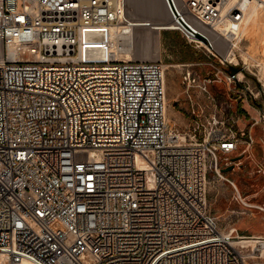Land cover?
Wrapping results in <instances>:
<instances>
[{"label": "built area", "instance_id": "built-area-1", "mask_svg": "<svg viewBox=\"0 0 264 264\" xmlns=\"http://www.w3.org/2000/svg\"><path fill=\"white\" fill-rule=\"evenodd\" d=\"M162 1L160 31L240 64L219 42H242L251 0ZM128 10L127 0H0V264H264V235L223 228L208 197L217 181L235 186L222 169L252 146L264 114L239 126L192 108L171 127L163 60L127 57L138 26ZM214 75L205 82L223 76L253 108L239 72Z\"/></svg>", "mask_w": 264, "mask_h": 264}, {"label": "rangeland", "instance_id": "rangeland-1", "mask_svg": "<svg viewBox=\"0 0 264 264\" xmlns=\"http://www.w3.org/2000/svg\"><path fill=\"white\" fill-rule=\"evenodd\" d=\"M127 1L130 15L134 19L146 21H155L156 19L157 21V19L165 20L166 18V21L169 20L162 0ZM149 30L154 35L157 33L149 27H138L137 34L141 33L142 37L146 39V35L149 36ZM159 36V52H155L156 47L146 48V45L139 43L137 38L134 54L141 52L144 54V58H161L164 65H167V94L172 95L171 104L175 107L178 115L182 117L181 120L171 115V127L176 125L184 127L191 119L192 108L205 123L211 121L213 115L216 114L218 117H233L239 126H242L243 123L248 125L253 121L252 118L259 117L258 111L264 114V69L262 70V66H260L262 65L260 63L264 65V53L260 46L257 45L255 48L249 40H242L239 48L236 47L245 62L244 64L238 57L240 64L236 67L241 69V77H244L246 85L250 87L252 95L255 97V102L252 103L253 108H249L247 105L238 103L234 95L229 93L230 88L234 85L230 86L223 76L221 81L205 82V79L215 77L217 67L226 72V70H230L228 66L218 65L216 58H209L204 52L195 50L177 31H160ZM219 48L223 54H226L229 47L221 41ZM204 82L207 84V90L216 97L217 107L209 98V94L204 91ZM247 94L250 95V92ZM178 110L185 112L186 115L180 114ZM239 119H242V122ZM252 134L255 142L248 150L244 144H241L236 151L229 154L230 160L235 157H239V159L233 162V170L224 172V176L235 184L241 198L238 197L235 186L227 180L212 184L208 195L210 208L219 217L221 226L228 228L230 225H234L243 234H258L264 229V209L261 207L264 206V122L256 125ZM226 162L230 161L223 160L222 164L225 165ZM233 163L230 162L223 168ZM242 199L249 202L251 207L246 206ZM248 213H256L259 218L251 220Z\"/></svg>", "mask_w": 264, "mask_h": 264}, {"label": "bare ground", "instance_id": "bare-ground-1", "mask_svg": "<svg viewBox=\"0 0 264 264\" xmlns=\"http://www.w3.org/2000/svg\"><path fill=\"white\" fill-rule=\"evenodd\" d=\"M126 16L131 22L138 25L135 28H133V32L135 33V35H134L135 40L138 38L139 43H144L143 45L144 46L146 45V48L147 47L148 48L149 47L150 48L156 47L157 50H155V52L156 51L159 52L160 51L159 33H160V29L165 28V27H169L170 23H168V21H166L167 19L165 18V20H164L163 18H161V20L157 19V21H156V19H155V21H146L143 19H134L133 17H131L129 11H127ZM148 24H150L149 28L157 31V33L154 35L153 32L151 30H149L148 31L149 36L146 35V39H145V37L144 38L142 37L143 35L141 33L137 34V28L138 27H148L147 26ZM240 35L242 37V40H249V42L252 46H254V47L257 45L260 46L263 53H264V0H251L250 1L249 5L247 7V10H246V18L243 22V26H242ZM136 42H137V40H136ZM239 46H240V42L237 41L235 43V47L232 48V46H230L228 48V50L225 52L226 54H224V55L228 56V58H231L232 61H235V62L239 61V59L233 55V53L235 52V48L236 47L239 48ZM151 49H153V48H151ZM135 50H136V47H135ZM127 54H128L127 55L128 58L134 57V52L127 53ZM246 56H243V57L246 58ZM260 64H262L260 66H262L261 69L263 70L264 65H263V63H260ZM165 68H167V65H165ZM241 73L242 72L239 71V77L240 78H242ZM165 84H166V72H165ZM172 99H173L172 95L167 94V84H166L165 116L168 120H170L171 115L175 114V112L173 111L174 109L172 110V107L169 104ZM258 234H261V233H258Z\"/></svg>", "mask_w": 264, "mask_h": 264}, {"label": "crops", "instance_id": "crops-1", "mask_svg": "<svg viewBox=\"0 0 264 264\" xmlns=\"http://www.w3.org/2000/svg\"><path fill=\"white\" fill-rule=\"evenodd\" d=\"M163 2V1H162ZM129 11V10H128ZM129 13H130V11H129ZM159 38H160V36H159ZM135 57H137V58H144V54L143 53H139V54H135ZM174 102V101H173ZM170 106L172 107V110L175 112V114H174V116H176L178 119H181L182 120V117H181V115H178V113L176 112V110H175V107H173L172 106V104H171V101H170ZM185 109H188V107H185ZM178 112L180 113V114H183V115H186L185 114V112H181V110H178ZM186 118H188V117H186ZM248 216H249V218H251V220H253V219H258L259 217L257 216V214L256 213H248ZM260 233L261 234H264V229H262L261 231H260Z\"/></svg>", "mask_w": 264, "mask_h": 264}, {"label": "water", "instance_id": "water-1", "mask_svg": "<svg viewBox=\"0 0 264 264\" xmlns=\"http://www.w3.org/2000/svg\"><path fill=\"white\" fill-rule=\"evenodd\" d=\"M199 37H201V35H199ZM229 69H230L231 73H237V72H239L241 70L240 68H238L236 66H229ZM238 159H239V157H235V158L232 159V161L234 162V161H236ZM233 169H234V163L232 165H230V166H227V167L223 168L222 171L223 172H229V171H231Z\"/></svg>", "mask_w": 264, "mask_h": 264}]
</instances>
